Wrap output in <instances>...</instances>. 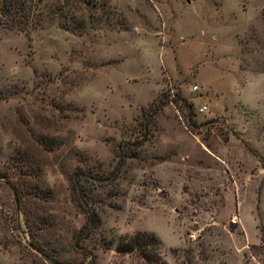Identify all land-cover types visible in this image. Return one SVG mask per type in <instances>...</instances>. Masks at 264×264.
<instances>
[{
  "label": "rangeland",
  "instance_id": "rangeland-1",
  "mask_svg": "<svg viewBox=\"0 0 264 264\" xmlns=\"http://www.w3.org/2000/svg\"><path fill=\"white\" fill-rule=\"evenodd\" d=\"M33 1L32 25H0V264H141L114 248L137 230L168 264H243L264 238V0ZM121 154L83 182L100 224L75 243L72 175Z\"/></svg>",
  "mask_w": 264,
  "mask_h": 264
},
{
  "label": "trees",
  "instance_id": "trees-1",
  "mask_svg": "<svg viewBox=\"0 0 264 264\" xmlns=\"http://www.w3.org/2000/svg\"><path fill=\"white\" fill-rule=\"evenodd\" d=\"M33 0H0V25L7 28H15L24 30L29 25L35 22ZM166 99L158 98L156 102H151L147 109H149V118L142 123L141 128L138 130V138L136 141H125L123 145L125 148H137L141 145L143 139L152 133L151 126L154 127L153 116L161 109V104ZM176 100L180 101L179 107H189L185 100L177 96ZM143 109L140 110L141 116L146 114ZM184 125L190 131L195 129V124L190 116L184 114ZM142 141H141V140ZM120 145H117V151L120 152ZM124 155L118 156V161L115 170H111L109 175L105 176H91L87 172L78 175L73 174L71 178V190L76 197L77 203L83 211L85 218L81 225L77 228L75 234V243L79 238L89 235L94 228L100 224V213L94 206V198L89 197L91 194L90 187H86L83 182L93 185H104V181L113 182L118 176V170L125 162ZM96 181V182H94ZM93 183V184H92ZM102 210V208H100ZM76 245V244H75ZM160 239L149 230H137L133 233L119 235L116 239L114 248L119 254L132 253L140 260L141 264H168L159 254ZM243 264H264V238L262 235L259 237L258 243L247 244L246 250L242 253Z\"/></svg>",
  "mask_w": 264,
  "mask_h": 264
},
{
  "label": "built area",
  "instance_id": "built-area-1",
  "mask_svg": "<svg viewBox=\"0 0 264 264\" xmlns=\"http://www.w3.org/2000/svg\"><path fill=\"white\" fill-rule=\"evenodd\" d=\"M195 88H196V85H193V86H192V89H195ZM204 108H205L204 105H200V106H198L196 109H197V111H202ZM188 237H190V238L194 237V233H193V232H190V233L188 234Z\"/></svg>",
  "mask_w": 264,
  "mask_h": 264
}]
</instances>
